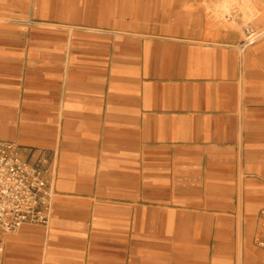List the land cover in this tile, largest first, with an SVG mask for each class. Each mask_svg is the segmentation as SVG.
Returning a JSON list of instances; mask_svg holds the SVG:
<instances>
[{"label": "crops", "instance_id": "crops-1", "mask_svg": "<svg viewBox=\"0 0 264 264\" xmlns=\"http://www.w3.org/2000/svg\"><path fill=\"white\" fill-rule=\"evenodd\" d=\"M207 33L200 0H0V141L54 193L1 264H264V51Z\"/></svg>", "mask_w": 264, "mask_h": 264}, {"label": "built area", "instance_id": "built-area-1", "mask_svg": "<svg viewBox=\"0 0 264 264\" xmlns=\"http://www.w3.org/2000/svg\"><path fill=\"white\" fill-rule=\"evenodd\" d=\"M32 157L24 159L17 146L0 141V264L3 234L18 232L28 224L46 226L50 220L54 193L45 167L49 159ZM258 244L264 248V210Z\"/></svg>", "mask_w": 264, "mask_h": 264}, {"label": "rangeland", "instance_id": "rangeland-1", "mask_svg": "<svg viewBox=\"0 0 264 264\" xmlns=\"http://www.w3.org/2000/svg\"><path fill=\"white\" fill-rule=\"evenodd\" d=\"M201 13L208 21L207 42H216L218 37L214 35V31H227L234 35H238L243 45L246 42V33L249 29L253 33L264 29V17L248 20L241 11V3H230L226 0H200ZM259 9L262 10L261 6ZM248 24V25H247ZM249 27V28H248ZM248 30V31H249ZM249 36V35H247ZM237 37V36H233ZM264 40L257 41L254 45H261V51H264Z\"/></svg>", "mask_w": 264, "mask_h": 264}, {"label": "bare ground", "instance_id": "bare-ground-1", "mask_svg": "<svg viewBox=\"0 0 264 264\" xmlns=\"http://www.w3.org/2000/svg\"><path fill=\"white\" fill-rule=\"evenodd\" d=\"M230 3H236L239 1L241 3V11L244 13V16L248 20H253L264 17V0H226ZM261 6L262 10L259 9ZM248 25V24H247ZM249 28V27H248ZM249 30V29H248ZM246 46L254 45L259 40H264V29L259 30L257 33H253L249 30V33H246ZM264 42V41H263Z\"/></svg>", "mask_w": 264, "mask_h": 264}]
</instances>
